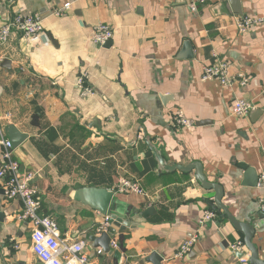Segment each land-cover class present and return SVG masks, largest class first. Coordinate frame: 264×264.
I'll use <instances>...</instances> for the list:
<instances>
[{
    "label": "crops",
    "instance_id": "0c3cea01",
    "mask_svg": "<svg viewBox=\"0 0 264 264\" xmlns=\"http://www.w3.org/2000/svg\"><path fill=\"white\" fill-rule=\"evenodd\" d=\"M198 1L0 0V28L31 14L44 26L37 38L14 35L0 45V127L8 140V126L28 136L13 159L21 175H33L40 214L56 221L62 238L83 239L94 264H249L245 236L226 217L203 221L214 211V192L195 171L163 170L151 148L168 164L201 163L208 181L224 188L234 218L255 227L264 259L263 192L245 185L248 168L264 171V0H241L242 15L225 13L229 0H206L193 12ZM66 4L71 10L55 15ZM241 17L263 23L242 33ZM101 24L114 31L110 48L94 42ZM216 59L248 79L235 86L255 107L247 117L232 116V94L217 80H202ZM81 77L92 96H81ZM177 113L192 128L179 126ZM4 153L0 145V163ZM123 178L147 195H114L108 217L123 223L112 226L113 248L99 231L105 216L75 196L82 188L113 191ZM3 185L0 179V264H41L23 203L7 199ZM192 237V249L178 257ZM237 243L241 253L231 250Z\"/></svg>",
    "mask_w": 264,
    "mask_h": 264
},
{
    "label": "built area",
    "instance_id": "2783aa9c",
    "mask_svg": "<svg viewBox=\"0 0 264 264\" xmlns=\"http://www.w3.org/2000/svg\"><path fill=\"white\" fill-rule=\"evenodd\" d=\"M205 4L206 0H199L198 3L191 4L190 9L196 12L199 10L200 5ZM71 7V4H66L55 15L64 16L71 10ZM262 23L263 19L252 17H241L236 21L237 28L242 33H247L254 27L262 25ZM43 31V19L39 14L17 15L2 24L0 28V45L7 44L14 35H22L26 39H33L39 37ZM113 36L114 31L109 25L101 24L94 28L93 39L100 46H105L113 39ZM232 70L233 65L231 62L216 59L213 63L204 67L202 80H217L223 90L232 94V116L245 118L255 107L250 101L237 96L235 86L238 81L245 86L248 79L242 74H233ZM77 85L81 91V96L89 97L93 95V91L86 86L84 77L79 79ZM176 120L178 125L183 128L190 129L193 126V123L181 113L176 114ZM4 135L5 130L0 127V145L5 149L2 162L0 163V179L4 182L3 188L6 198L9 200L20 199L23 203L24 211L21 219L28 221L31 225L30 242L34 256L41 264H94L84 253L86 242L83 239L70 240L62 238L56 221L51 217L40 214L38 191L32 185L33 175L27 174L23 176L20 174V166L13 159V146ZM257 187L263 192L259 198V205L264 213V171L259 176ZM113 191L119 195H147L138 181L127 178L121 179ZM216 216V212L206 211L203 221L204 223L212 222ZM109 228V217L107 216L99 231L108 232ZM196 241L197 237H192L186 241L179 249L177 256L183 257L188 254ZM111 246L113 248L117 247L114 241ZM242 249L241 243L231 246V250L235 253H241ZM101 253L102 251L98 252V254ZM240 260L243 263L246 262L244 257Z\"/></svg>",
    "mask_w": 264,
    "mask_h": 264
},
{
    "label": "water",
    "instance_id": "95a60500",
    "mask_svg": "<svg viewBox=\"0 0 264 264\" xmlns=\"http://www.w3.org/2000/svg\"><path fill=\"white\" fill-rule=\"evenodd\" d=\"M241 0H229V4L225 5V13H234L236 15H242V9L240 6ZM112 46V42L109 41L106 44V48H110ZM185 50L188 52L187 57L193 58V54L191 51L190 44L185 45ZM6 63H9L6 61ZM6 133L8 134L9 141L11 142L13 148H18L20 145H22L27 139L28 136L26 134L21 133L16 127L14 126H8L6 128ZM152 151H155V157L158 161L161 168L167 172L174 171V170H180L183 172H192L195 171V178L196 180L201 184L202 188H204L207 191H213L215 196L213 199V202L210 203L211 208L216 212L218 215L226 217L231 224L234 226V228L242 233L245 238V246L250 252L251 256L248 260L249 264H264V259H261L260 257V251L259 249L254 245L253 239L256 234L255 227L251 224L238 221L234 218V216L230 213L228 208L223 204V197H224V188L220 184L209 182L206 175L204 174V168L201 163H193L188 166H180L176 164H168L165 159L162 157L161 153L154 148H151ZM246 183L245 185L249 187H257L259 176L258 174L248 168L246 170L245 174ZM114 191H109L107 189H101V188H82L76 193V200H79L83 202L84 204L89 205L94 210L98 211L100 214L104 215L105 217L108 216V213L110 212L112 204H114ZM123 223V220L121 218H118V216L113 215L112 217H109V225L110 228L108 232L102 233L103 240H106L108 242V245H111L113 242L114 234H115V228L112 227L113 225L119 226ZM106 250L110 251V247L108 246ZM244 257L243 254H240V258ZM153 260H155V257H153Z\"/></svg>",
    "mask_w": 264,
    "mask_h": 264
}]
</instances>
